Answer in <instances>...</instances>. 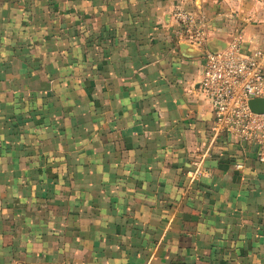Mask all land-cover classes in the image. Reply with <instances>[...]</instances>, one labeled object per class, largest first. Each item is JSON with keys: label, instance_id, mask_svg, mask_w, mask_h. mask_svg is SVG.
I'll return each instance as SVG.
<instances>
[{"label": "crops", "instance_id": "0c3cea01", "mask_svg": "<svg viewBox=\"0 0 264 264\" xmlns=\"http://www.w3.org/2000/svg\"><path fill=\"white\" fill-rule=\"evenodd\" d=\"M177 9L264 42V0H0V264H264V162Z\"/></svg>", "mask_w": 264, "mask_h": 264}, {"label": "built area", "instance_id": "2783aa9c", "mask_svg": "<svg viewBox=\"0 0 264 264\" xmlns=\"http://www.w3.org/2000/svg\"><path fill=\"white\" fill-rule=\"evenodd\" d=\"M173 18L181 38L203 50L200 87L214 112L212 136L226 135L252 143L258 160L264 162V112H255L249 105L251 99L264 98V42L244 51L238 31L225 48L210 51L206 47L210 34L202 18L182 9L175 10ZM207 155V149L193 154L186 172L190 183L205 175Z\"/></svg>", "mask_w": 264, "mask_h": 264}, {"label": "water", "instance_id": "95a60500", "mask_svg": "<svg viewBox=\"0 0 264 264\" xmlns=\"http://www.w3.org/2000/svg\"><path fill=\"white\" fill-rule=\"evenodd\" d=\"M208 45V42H207ZM227 46V43L219 44L216 47H211L208 45V49L210 51H217L220 49H223ZM250 108L255 111V112H264V98H259V99H251L249 101Z\"/></svg>", "mask_w": 264, "mask_h": 264}, {"label": "rangeland", "instance_id": "374dc122", "mask_svg": "<svg viewBox=\"0 0 264 264\" xmlns=\"http://www.w3.org/2000/svg\"><path fill=\"white\" fill-rule=\"evenodd\" d=\"M248 3H249V2H248ZM252 9H253V8H252ZM253 10H254V12H255V11H257L258 9H253Z\"/></svg>", "mask_w": 264, "mask_h": 264}]
</instances>
